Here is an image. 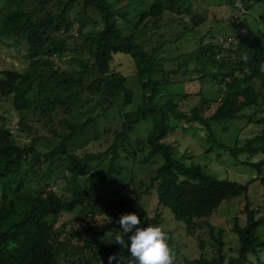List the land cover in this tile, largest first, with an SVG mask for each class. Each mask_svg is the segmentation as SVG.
<instances>
[{
    "label": "trees",
    "instance_id": "16d2710c",
    "mask_svg": "<svg viewBox=\"0 0 264 264\" xmlns=\"http://www.w3.org/2000/svg\"><path fill=\"white\" fill-rule=\"evenodd\" d=\"M241 2L248 6L250 0ZM260 2L264 15V0ZM193 8V0H0V41L20 47L28 60L23 70H0V98L11 100L20 113L17 129L30 137L28 143L20 144L12 130L0 124V264H108L113 254L130 257L114 243V235L105 236L122 231L117 221L124 213L137 214L141 227L163 224L159 209L149 214L140 204L150 189L155 191L156 204L168 209L188 233L223 201L244 198L243 222L233 217L236 255L225 256L221 230L206 222L214 254L185 258L182 264H245L249 255L258 258L264 251V239L257 234L264 225V157L251 158L264 154V142L257 143L263 135L247 138L241 146L228 145L219 141L214 130L219 121H253L256 111H244L251 103L264 111V38L241 33L228 43H205L198 52L177 56V67L156 77V72L165 71L158 55L163 42L150 46L147 32L152 26L158 29L157 22L167 17L182 23L183 31H192L202 21ZM75 9L81 20L76 27ZM129 11L134 12V21L127 19ZM90 12L98 14L101 26L85 31ZM118 17L129 26L126 31ZM69 49L87 53L78 60V68L66 69L55 60ZM117 52L131 56L142 89L141 102L134 110H124L133 91L126 86V76L111 66ZM210 62L212 70L208 69ZM170 73L200 84L208 80L219 83L224 94L212 98L199 88L194 93L176 92L178 97L167 93L162 99L164 87L175 83ZM193 74L198 76L192 78ZM190 97L196 103L184 108ZM117 101L121 102L120 127L104 131L112 141L102 150L78 146V137L101 138L97 120ZM145 119L151 120V127L145 138L144 160L159 155L161 163L143 190L131 186L129 197L109 196L105 185H113L123 173L119 149L135 125ZM181 121L204 129L211 145L224 147L237 162L254 168L252 180L261 184L260 208L253 207L248 198L249 182L218 178L206 173L191 154H177L167 137ZM257 121L263 122V118ZM244 153L246 157L238 158ZM92 169L93 177L81 185L78 178ZM62 170L67 172L64 179L69 191L59 194L51 185ZM64 213L71 217L59 223L58 217Z\"/></svg>",
    "mask_w": 264,
    "mask_h": 264
},
{
    "label": "rangeland",
    "instance_id": "374dc122",
    "mask_svg": "<svg viewBox=\"0 0 264 264\" xmlns=\"http://www.w3.org/2000/svg\"><path fill=\"white\" fill-rule=\"evenodd\" d=\"M193 14L200 19L201 23L195 25L192 31H183L182 23L171 21L169 17L157 22L158 29L149 30L147 33L150 36V46H154L157 42H163V47L159 51V57L163 59V67L165 71L156 72L155 76H166V70L175 69L177 67V56L189 52H198L200 46L205 43H215L219 40V36L223 38L230 34L229 40L235 41L237 34L245 33L248 35H260L264 38V15L262 13V2L260 0H250L248 6L242 4V0H193ZM76 9L72 12L73 26L76 27L81 23V20L75 16ZM184 21L191 26L187 16H184ZM118 24L126 31L128 25L124 18L118 17ZM127 19L135 20L134 12L129 11ZM85 31L96 30L101 24L99 16L96 12H90L89 18L86 19ZM155 33H151V32ZM72 34H76V30H71ZM148 38V37H147ZM10 41H0V70L17 69L23 70L28 65V60L24 59L20 47L8 45ZM221 42H224L221 41ZM220 42V43H221ZM229 42L228 40L226 41ZM225 43L224 45H227ZM69 46H72L70 41ZM149 46V47H150ZM82 54V55H81ZM226 54V53H225ZM86 58L87 53L74 52L71 49L64 51L60 57H55L57 62L64 64L66 69L78 68V60ZM113 69L121 72L126 76V86L133 91L131 103L124 110H134L141 102L142 89L140 87L133 60L129 54L117 52L113 56L111 63ZM194 65H189L192 68ZM214 65L210 62L208 69L212 70ZM171 83L164 87L162 99L165 94H171L178 97L177 93L197 92L199 88L204 90L208 97L220 98L224 94V90L220 84L213 81H204L200 84L197 80H190L188 76L175 75L170 73ZM193 74L192 78L197 77ZM221 81V80H220ZM223 85V84H222ZM250 99V96H246ZM258 101L260 99L258 98ZM196 103L195 97L187 98L184 103V108H188ZM121 102L117 101L112 107L106 109L103 115L97 120V128L101 138L92 141L87 137H78L76 143L84 148L93 150H102L104 145L112 141L104 131L106 129H118L122 121V115L119 111ZM264 108V103L261 104ZM251 103V106L244 108L246 112L256 111L253 121L247 118L235 119L232 121H219L214 124V130L220 142L228 145L237 144L241 146L245 139L252 138L256 134L263 135V138L258 141L264 142V111L256 109ZM209 110L206 114H208ZM20 113L16 111L11 100L8 98H0V124L5 125L12 130L16 141L20 144H25L30 141L27 133L17 129V120ZM263 118V122L257 121ZM151 127V120L145 119L139 121L134 129L129 134V139L124 143V146L119 149L120 159L119 164L122 167V175L120 180L115 181L113 185L107 184L104 187L105 194L114 198L129 197L131 195V186L137 191L143 190L148 184L149 177L153 174L156 167L161 163V157L156 155L148 160H144L147 153L145 147V138ZM47 136L50 134L43 131ZM51 138V137H50ZM167 140L171 141L175 147L177 154L181 157L191 154L193 161L199 163L206 173L215 175L218 178H227L241 183L249 182L248 198L255 208L261 207V184L258 181L252 180L256 173L254 168L249 165L237 162L228 151L217 144L211 145L206 136L205 130L195 124H189L181 121L178 128L171 132ZM247 154H240L238 158H244ZM264 157V154L257 153L252 155L253 160ZM187 161V159H186ZM94 175L93 169L86 176L78 178L81 185L87 182ZM67 176L65 170L60 171L56 175L55 184L51 187L59 194L67 193L66 188ZM252 180V181H251ZM141 206L152 214L157 208L161 211L164 221V230L169 234L171 239L169 244L174 248L176 253L175 264H182L185 258H194L200 255L210 257L214 254V246L207 231L206 222L213 225L214 229H220L222 232V240L224 242L223 250L226 257L236 255L238 241L236 234L232 231L233 217L237 216L239 222L242 223L244 215L241 209L244 204L242 196L236 197L227 201H223L218 209L206 219L200 221V226L188 233L185 225L182 222L176 221L171 213L166 208L159 207L156 204V194L153 189H150L142 195L140 200ZM69 214H62L58 217V222L70 218ZM257 234L264 239V225L260 226ZM224 264V263H223ZM245 264H264V251L260 252L258 258L249 255V262Z\"/></svg>",
    "mask_w": 264,
    "mask_h": 264
},
{
    "label": "clouds",
    "instance_id": "9594fccd",
    "mask_svg": "<svg viewBox=\"0 0 264 264\" xmlns=\"http://www.w3.org/2000/svg\"><path fill=\"white\" fill-rule=\"evenodd\" d=\"M117 223L122 231H111L106 237L114 235V243L127 250L130 257L113 254L108 258V264H175L176 253L169 244L171 237L163 225H148L141 227L140 217L135 213H124ZM129 233H132L128 236ZM130 241L129 243L126 241Z\"/></svg>",
    "mask_w": 264,
    "mask_h": 264
},
{
    "label": "built area",
    "instance_id": "2783aa9c",
    "mask_svg": "<svg viewBox=\"0 0 264 264\" xmlns=\"http://www.w3.org/2000/svg\"><path fill=\"white\" fill-rule=\"evenodd\" d=\"M219 38H220L219 39L220 42L223 41V40H224V42H226L227 40L231 41V40H229L230 36H225L224 38L222 36H219Z\"/></svg>",
    "mask_w": 264,
    "mask_h": 264
}]
</instances>
